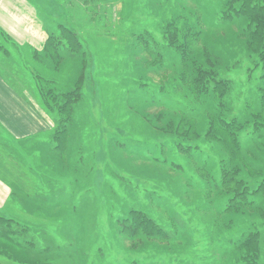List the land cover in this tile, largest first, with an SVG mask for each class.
<instances>
[{"label": "trees", "instance_id": "trees-1", "mask_svg": "<svg viewBox=\"0 0 264 264\" xmlns=\"http://www.w3.org/2000/svg\"><path fill=\"white\" fill-rule=\"evenodd\" d=\"M225 8V17H230L231 10L247 14L246 23L240 25L244 36L234 46L216 38L206 17L185 6L163 20L162 41L148 29L130 40L138 53H143L134 61L136 70L128 79L132 80L129 96H135H130L133 102L128 106L136 116L130 124L132 128L144 127L138 134L155 130L156 136H112L110 141V150L123 167L128 166L131 172L133 161L149 163L136 173L153 180L150 187L135 185L138 192L129 193L134 204L119 218L118 232L123 239L154 242L167 255L171 253L168 246L178 252L180 244L193 247L199 239L208 248L202 260L208 259L210 264H264V6L260 1L230 0ZM235 20L225 21L232 24ZM80 39L73 29L61 24L57 33L48 34L41 55H35L55 63L73 55L70 57H80L87 66L92 57ZM243 45L248 49L243 50ZM239 51L255 58L261 69L255 97L246 99L242 107L234 105L233 84L223 76L224 68L233 69L236 58L231 57ZM217 59H224L226 67L220 68ZM144 61L149 63L146 73H161L160 85H153L141 72ZM37 78L44 107L57 120L54 148L71 156L78 137L76 111L80 106L81 112L86 102L84 68L67 91L60 90L54 79ZM85 146L80 143L78 152ZM15 190L14 185L11 194ZM178 205L184 207L183 212L178 211ZM189 212L198 223L196 229L186 225L193 219ZM24 224L0 214V250L10 252L22 264H49L45 260H53L55 253L52 238L43 229L33 230ZM200 232L221 245L212 247ZM139 247L143 246L132 249ZM27 250L31 255L25 257Z\"/></svg>", "mask_w": 264, "mask_h": 264}, {"label": "rangeland", "instance_id": "rangeland-1", "mask_svg": "<svg viewBox=\"0 0 264 264\" xmlns=\"http://www.w3.org/2000/svg\"><path fill=\"white\" fill-rule=\"evenodd\" d=\"M229 1L0 0V72L3 76H9L8 83L20 89L24 93L23 98L30 104L38 105L40 113L49 123L46 133H39L28 140L27 146L21 148L23 151L18 147H11L19 158L15 157V164L8 168L15 166V171L10 170L11 173L14 172L12 175L0 179L11 180L17 190L4 206H0V214L28 224L30 229H43L50 235L54 242V259L47 258L45 263L175 264L177 261L188 260L196 264H210V260H202V256L207 255L208 248L199 239L196 240L200 243L193 247L180 244L176 248L178 252L168 246L171 253L167 255L162 249L160 252L162 247L154 246V242L146 244L141 240L123 239L119 235L118 220L134 204L129 193L138 192L135 185L150 187L153 180L139 176L140 179L136 173L141 165H150L149 163L133 161V174L126 169L128 166L123 167L112 154L110 141L114 138L112 136H133L136 139H143L145 135L151 138L156 136L155 130L153 133L148 132L149 134H138L137 130L141 131L144 127L140 124L139 127L132 128L130 124L136 116L134 118L128 106L133 102L130 96H134H129L132 80L130 82L128 79L129 74L136 70L134 61L143 56V53H138V47L131 43L132 37L148 29L162 41L160 30L163 20L171 19V16L174 17L185 6L206 17L210 23L209 28L217 35L216 38L226 39L229 45L232 43L231 46H234L244 36L241 35L240 25L246 23L247 14L231 10L233 13L228 12L230 17L228 14L225 17L223 12ZM254 1H260L261 6H264V0ZM240 18L241 20H235ZM226 19L235 20L236 23L230 24ZM61 24L73 29L84 47L90 51L92 59L87 66L80 62V57H70L73 55L59 59L57 64L35 55V52L41 55L43 51V48L35 47L40 43L38 39L44 41L48 34L57 33ZM12 26L16 33L9 31ZM248 46L253 51V45ZM242 49L248 48L243 45ZM223 58L226 59L225 56ZM224 59L216 60L220 68L226 67ZM231 59H234L235 65L232 63L231 70L224 68L223 76L233 84L231 98L234 105L242 107L246 99H254L261 69L257 60L249 57L245 51H239ZM148 64L145 61L141 64V72L146 73ZM82 68L87 75L83 89L86 102L81 112L80 106L76 111L78 137L73 155L70 156L67 152L54 148L57 120L44 107L38 92L41 80L37 76L54 79L60 90L67 91L74 87ZM159 73H146L155 86L161 84ZM15 108L11 114L17 110ZM6 117L11 118L10 115ZM71 140L72 137L70 142ZM80 143L86 146L85 150L78 152L77 146ZM124 156L126 157V153ZM128 158L127 155L125 159ZM55 180L56 183H52ZM3 185L5 189L8 186ZM179 205L181 210L178 211L183 212L184 207ZM191 216L190 214L188 217ZM192 218L186 225L196 229L198 223L193 216ZM165 219L164 216L163 220ZM200 233H204L203 239L210 241L212 247L221 245V241L211 240L205 232ZM136 245L143 247L132 249ZM145 249L147 250L142 251ZM222 251L223 249L219 250L220 254ZM10 255V252L0 250V264H22ZM30 255L31 252L27 250L24 256ZM157 259L163 262L152 261Z\"/></svg>", "mask_w": 264, "mask_h": 264}, {"label": "crops", "instance_id": "crops-1", "mask_svg": "<svg viewBox=\"0 0 264 264\" xmlns=\"http://www.w3.org/2000/svg\"><path fill=\"white\" fill-rule=\"evenodd\" d=\"M13 29L14 27L12 26L9 31L15 32V29ZM39 36L42 38V35ZM25 40L27 39L25 38ZM45 40L38 39L40 43L36 44L35 47L38 46L39 49L43 48L42 46ZM8 79L9 76H3L0 72V177L2 178L14 173H11L10 170L15 171V166H12L11 169L8 167L11 164H15L14 160L19 158L11 147L15 146L20 151H23L24 149L21 148L27 146L28 140L38 136L39 133H46L49 127V123L37 108L38 105L30 104L31 102L29 103L23 98L22 95L24 93L22 94L16 86L9 84ZM25 94L27 95L28 93ZM14 108L17 110L15 112L13 111L14 116H12L13 113L11 114V112ZM6 113L11 116L10 119L6 117L9 116ZM2 183L8 185L6 189ZM10 188L13 190L14 182L6 178L4 180L0 179V206H4L5 202L11 197Z\"/></svg>", "mask_w": 264, "mask_h": 264}]
</instances>
